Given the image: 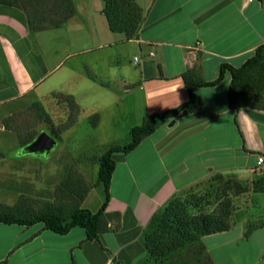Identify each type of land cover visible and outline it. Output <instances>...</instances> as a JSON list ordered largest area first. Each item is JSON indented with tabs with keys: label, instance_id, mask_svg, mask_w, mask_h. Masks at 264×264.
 I'll return each instance as SVG.
<instances>
[{
	"label": "crops",
	"instance_id": "0c3cea01",
	"mask_svg": "<svg viewBox=\"0 0 264 264\" xmlns=\"http://www.w3.org/2000/svg\"><path fill=\"white\" fill-rule=\"evenodd\" d=\"M136 1L143 9L144 21L134 40L110 30L102 0H75L74 18L60 28L36 31L22 7L0 3V107L37 92L63 69L62 84L67 77L85 76L78 81L81 88H77L76 96L80 100L91 99V93L100 88L111 89L113 81L107 86L91 85L95 80L89 62L84 58L83 62L76 60L95 48L111 45L112 51L103 53L102 60L106 58L105 66L110 57L117 61L114 66L123 70L117 74L116 87L129 95L127 99L115 100L124 104L115 107H125L120 120L129 119L135 127L145 117L188 100L183 79L186 71L198 65L206 81H216L223 64L239 68L264 44V0ZM62 3L63 0H40L32 4L37 10L35 16L47 25L65 14L58 11ZM44 31L52 33L57 47L62 42L66 46L63 52L62 47L54 49L58 56H52L54 64L42 59L48 53L40 41ZM60 39L63 41L56 42ZM132 46L135 55L127 68L122 59L131 58L127 54ZM230 82L231 76L226 73L216 86L198 88L196 93L203 101L200 112L176 119L173 127L166 123L131 153H118L119 160L114 157L108 232L88 240L85 229L80 227L59 235L45 230L43 224H0V263L139 264L147 254L144 231L154 213L173 195L185 196L196 185L219 175L248 186L264 177V166L258 167V159L264 157V112L232 110L228 100ZM132 85L136 87L131 88ZM31 102L42 106L37 98ZM1 130L8 131L6 126ZM249 196L253 205L258 197ZM247 215L240 222H235L233 216L232 231L241 228L237 236L228 237L230 230L204 237L206 253L214 264L215 245L236 243V251L246 253L255 234H260L258 240L264 238V228L245 238L242 221H248ZM259 219H264L262 211L255 218ZM236 251L232 253L238 257Z\"/></svg>",
	"mask_w": 264,
	"mask_h": 264
},
{
	"label": "trees",
	"instance_id": "16d2710c",
	"mask_svg": "<svg viewBox=\"0 0 264 264\" xmlns=\"http://www.w3.org/2000/svg\"><path fill=\"white\" fill-rule=\"evenodd\" d=\"M39 2L40 0H0L4 5L22 7L28 15L29 25L35 31L60 28L77 14L75 0H63V3L58 5V11L65 14L44 25L42 20L35 16L34 11L37 10L33 9L35 5L32 3ZM102 2L103 14L110 30L116 34H123L126 40L137 39L144 21L143 9L137 1L102 0ZM226 73L231 76L228 90L230 108L234 111L264 112V44L259 46L254 55L239 68L223 64L219 78L213 82L204 79L202 70L197 65L183 74L189 95L185 103L145 117L141 125L131 130L132 140L128 145L112 146L102 156L94 159L99 164L97 185H103L105 192L103 203L96 212L82 207L92 187L87 186L79 177L78 185L74 184L72 178L71 182H65L66 184L57 192V200L53 202L40 203L38 200H28L22 196L14 205L0 204V224L25 227L43 224L45 230L59 235H66L72 229L80 227L85 229L88 240L98 239L100 235L110 230L112 217L107 213V208L111 199L112 176L116 169L115 154L121 152L127 155L169 121L200 112L203 101L196 90L216 86ZM134 87L136 85L131 86ZM64 98L70 100V108L77 113L79 105L76 100L69 96ZM32 108L36 109V115L41 121L51 128L52 135L60 140L62 133L69 126H55L53 117L40 104L32 105ZM95 120L98 118L95 117ZM37 135L34 131L23 135L21 149L29 145ZM214 177L218 178L217 184H206ZM214 177L196 185L185 196L173 195L154 213L143 236L147 254L139 264H197V262L214 264L210 256L203 255L206 252L204 237L232 230L233 216L238 208L235 198L247 193L264 194V177L255 179L250 186L220 175ZM205 187L208 189L207 192L199 193ZM263 228L264 219L248 221L244 236L250 238L255 231ZM190 248L196 250L195 260L180 259L179 257ZM0 264H7V261Z\"/></svg>",
	"mask_w": 264,
	"mask_h": 264
},
{
	"label": "rangeland",
	"instance_id": "374dc122",
	"mask_svg": "<svg viewBox=\"0 0 264 264\" xmlns=\"http://www.w3.org/2000/svg\"><path fill=\"white\" fill-rule=\"evenodd\" d=\"M40 41L42 47L48 51L47 57L44 53L45 57L42 59L45 62L54 64L53 57L58 58L54 53V49L62 47L60 52H63L66 48L64 42H62L63 39L62 41L61 39L56 41L62 42L57 47L52 42V33L44 31ZM122 47L120 45L121 49ZM134 49L135 46H132L128 50L127 55L131 58L126 59L125 57V59H122L124 63L126 62L127 68L133 61ZM110 51H112L111 45L95 48L88 55L76 57V60L77 62H83L86 59L89 62L90 74L95 80L91 85L96 83L102 85L103 83L107 86L110 81H113L111 82L113 84L111 89L103 91L100 88L98 91L91 93V99L87 101L80 100V97L76 96L77 88H81L78 81L85 78V76L67 77V80L62 84V77L65 75L63 69V71L53 75L37 92L31 93L19 101L3 104L0 107V115H2V118H0V204L14 205L22 196L28 198V200H38L40 203L44 201L53 202L57 200V192L63 184H66L65 182H71L72 178L74 184L78 185L80 177L87 186L92 187L89 196L82 203V207L92 212L98 210L105 198V192L103 185H97L99 164L94 159L102 156L112 146L128 145L132 140L131 130L135 124L129 119L120 120L121 112L125 107H115V105H124L123 103V105L119 104L118 101L115 102V100H118V98L127 99L129 95L124 92L120 93L116 87L117 74L123 70L114 66L113 62L117 61L110 57L108 58L109 65H104L106 58L102 60L103 53ZM97 56L99 59H97ZM81 59L83 60L81 61ZM56 62H59V60ZM87 74L88 71L86 76ZM68 96L73 97L79 105L77 113L70 108V100L64 98ZM34 98H37L45 111L53 117L55 126H69L62 133L60 140L57 139L58 144L55 149L45 156L22 155L21 153V137L23 135L31 131L36 132L38 135L41 132L53 134L51 128L36 115V109L32 108L31 100ZM139 103H142V101ZM141 106L143 105L140 104ZM95 117L98 120H95ZM2 126H6L8 129L6 133L1 130ZM114 157L119 160L121 154L117 153ZM217 180L218 178L214 177L206 184H217ZM207 190L206 187L202 188L199 193L205 194ZM250 194L247 193L235 198L236 206L239 208L234 216L235 222H240L246 214H248V221H254L259 211H262V215H264V207L260 205V203L264 205V195L254 194L258 198H252L254 199L253 205H250ZM261 207L263 208L260 209ZM248 221L243 220L242 224L245 226ZM233 224L235 223L233 222ZM240 233L241 228L236 227L230 234L226 235L233 238ZM258 235L260 234H255L250 240L246 253L245 251H236L239 250L236 243H219L215 245L213 256L217 264H264V238L258 240ZM209 243L211 244L210 241ZM210 247H212V244ZM233 250L234 253L236 251L238 257L235 256L236 254L233 255ZM203 255L206 257L207 253L205 252ZM195 257L196 250L190 248L179 258L195 260ZM197 264L203 263L197 262Z\"/></svg>",
	"mask_w": 264,
	"mask_h": 264
},
{
	"label": "water",
	"instance_id": "95a60500",
	"mask_svg": "<svg viewBox=\"0 0 264 264\" xmlns=\"http://www.w3.org/2000/svg\"><path fill=\"white\" fill-rule=\"evenodd\" d=\"M262 3L263 0H257ZM177 120H172L168 126L173 127ZM58 142L55 137L47 132H41L37 137L26 147L22 148V155L45 156L49 155L57 146Z\"/></svg>",
	"mask_w": 264,
	"mask_h": 264
},
{
	"label": "built area",
	"instance_id": "2783aa9c",
	"mask_svg": "<svg viewBox=\"0 0 264 264\" xmlns=\"http://www.w3.org/2000/svg\"><path fill=\"white\" fill-rule=\"evenodd\" d=\"M249 1H253V0H249ZM152 55H153V53H152ZM136 61H138V58H136ZM258 166H259V167L264 166V157H260V158L258 159Z\"/></svg>",
	"mask_w": 264,
	"mask_h": 264
}]
</instances>
